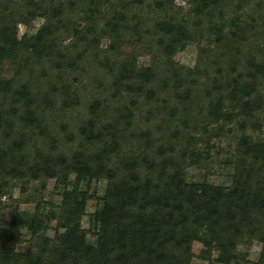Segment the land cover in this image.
Listing matches in <instances>:
<instances>
[{
	"label": "trees",
	"instance_id": "1",
	"mask_svg": "<svg viewBox=\"0 0 264 264\" xmlns=\"http://www.w3.org/2000/svg\"><path fill=\"white\" fill-rule=\"evenodd\" d=\"M32 1L21 14L0 7V66L10 61L18 68L12 78H3L0 70V205L10 177L56 180L62 202L46 212L39 198L33 213L15 214L10 227L0 229V264H191L195 242L214 250L219 264H240L247 254L238 248L259 242L260 258L245 264H264V139L247 135L264 129L258 82L264 78V31L255 25L264 18L252 17V24L241 27L236 15L229 23L222 7L227 0H193L189 14L180 18L172 0H149L145 9L157 11L155 25L146 13L136 14L134 25L122 26L127 18L122 13L121 22L101 27L97 2ZM101 1L108 8L115 0ZM78 13L87 23L96 20L88 30L91 37L75 30L72 17ZM37 18L46 20L42 30L20 38L19 25ZM72 30L88 45L85 53L99 50L96 35H114L107 51L112 58L105 56L103 64L110 97L101 92L103 98L87 101L78 79L69 82L61 74L66 66L77 70L71 48L60 38ZM205 31L215 41L214 60L204 63L211 53L201 50L195 68L177 65L175 54L185 49L187 38L198 35L202 41ZM125 36L153 50L149 65L141 67L135 58L117 66L111 53L118 56ZM91 56L97 59L96 52ZM196 101L205 103L212 122L238 119L243 133L237 157L226 162L233 169L230 187L188 179L190 166L210 159L207 150L202 155L194 148L197 139L179 129L187 126L182 107ZM105 180V195L85 231L82 219L94 194L84 183ZM44 189L40 184L38 197ZM52 219L64 234L44 237L36 251L16 252L24 229L40 236Z\"/></svg>",
	"mask_w": 264,
	"mask_h": 264
},
{
	"label": "rangeland",
	"instance_id": "2",
	"mask_svg": "<svg viewBox=\"0 0 264 264\" xmlns=\"http://www.w3.org/2000/svg\"><path fill=\"white\" fill-rule=\"evenodd\" d=\"M50 1V0H46ZM55 1V0H54ZM92 5L94 2L99 3L97 6L96 16L102 13L100 16V21L98 24H101L103 27L107 22H121V14H126L127 18L123 21L122 26L127 24L134 25L137 20L139 21L140 16L145 15L148 11L145 7L148 5L149 0H143L142 4H139L140 0H115L111 5L106 7V5L101 0H91ZM32 0H19L18 2H13L12 4L8 0H0V7L4 8L6 5L9 6L13 12L21 14L22 11L26 9L27 4L32 3ZM173 10L181 18L189 14L190 8L193 4V0H172ZM55 3V2H54ZM225 7H222L226 10L227 21L229 23L236 20L235 16L237 15L241 23V27L245 26V23L252 24V17H255L256 20L259 18H264V0H235L230 2L229 0L225 1ZM67 4V3H66ZM65 4V6H66ZM143 5V6H141ZM3 12L0 9V14ZM5 14V13H4ZM136 16V19L133 18ZM147 18L153 19L152 24H156V21L159 20L156 13H147ZM139 17V18H138ZM231 17V18H230ZM22 19H27L24 15ZM231 20V21H230ZM72 21L76 24L75 30L81 32V35L87 37L90 36L88 32L89 27L93 25L95 27V19H92V22H86L84 20V15L78 13V16L75 15L72 17ZM28 25L21 24L19 25V37L23 36L33 37L36 36L41 30L42 27L46 24L44 18H37L30 20ZM235 24V23H234ZM259 25L258 32H263L264 30V20L260 23L255 24ZM205 31L203 36L205 37L202 41H198V35L194 36V39L190 41L188 37L186 40L185 49L177 52L174 57V62L186 68L193 69L198 65L199 58L201 55V50H206L208 53L215 49V41L208 39L209 35ZM199 34V33H198ZM113 34L101 38L96 35V39L99 40V50L90 49L85 53V46L82 44L81 40H77V36L74 35L73 30L68 32H61L60 38L62 39L63 45L71 48L72 60L77 62V70L71 69L66 66L62 71L66 81L71 82L72 77L78 79L82 84L78 91L87 101L95 99V97H102L101 92L105 97H110L112 94L110 88V79L109 71L107 67H104L103 64H106L105 56L112 58L107 51H110L113 46ZM264 36V35H263ZM95 37V36H93ZM96 52L97 59L92 58L91 54ZM118 56H114V52L111 53L113 58L116 60L117 66L122 64L124 61H131L136 58L137 63L141 67H146L150 64L153 50L147 49V47H142L141 44L137 43L135 39L130 36H125L119 42L117 47ZM107 53V55H106ZM83 55V59L80 62L77 61L76 57ZM86 54V55H84ZM214 53L211 55L204 56V63L209 60H214ZM98 59L101 60V63H98ZM38 63L35 64V71L41 75L42 70L38 67ZM17 66H14L12 62L5 61L1 64V76L3 78H12L17 71ZM47 72L49 68L46 67ZM46 79V78H44ZM260 91L264 94V78L260 79ZM182 118L187 120V126H180V130L186 134H190L194 139H197L194 148L200 150L201 152L207 150L209 152V160L205 161L200 159L197 165L190 166L188 168L189 180L195 182H208L213 186H224L230 187L232 184L231 175L233 169L226 165L227 160L236 159L237 157V143L239 137L242 135V131H239L237 128L236 122L238 119L236 117L227 118L226 116L218 122H212L209 113L207 112V107L205 103L196 101L191 106L188 104L185 108L181 109ZM261 115V114H260ZM140 124V123H139ZM145 130V125H142V131ZM247 135L253 139H264V129L263 133L259 131L248 130ZM184 140L181 144L183 145ZM187 148H191L187 145ZM204 155V152L202 153ZM74 179V177H73ZM7 183L4 188V195L2 197L3 205H0V229L9 228L12 219L15 214H29L33 213L36 209L37 203L36 200H42L43 208L46 212H51L57 208L62 202L61 190L57 187L56 180H40L36 182H30L23 179L7 178ZM108 181L101 182H92L84 183V190L88 189L90 186V194H94V197L88 201L86 208V215L82 219V228L85 231H90V219L93 214L99 208V198L105 195ZM44 185L45 189L42 191L40 197L36 194V189L39 186ZM47 225L44 228L43 233L40 236H33V233L24 229L22 231L21 243L17 245L16 252L20 254L27 253L28 251L38 250V246L42 243L43 238L53 239L57 236V233L60 235L65 233V230L59 225L57 219H52L47 221ZM90 239H94L93 233H88ZM193 251V260L191 264H219L216 262L218 254L212 250L207 244L202 242H195L192 247ZM238 251L242 256H246L241 260L240 264H245L246 260L256 262L262 252V244L259 242L253 243L250 247L241 245L238 248Z\"/></svg>",
	"mask_w": 264,
	"mask_h": 264
}]
</instances>
